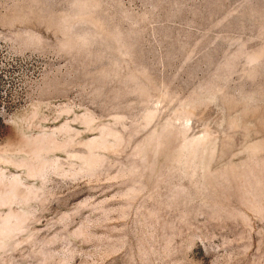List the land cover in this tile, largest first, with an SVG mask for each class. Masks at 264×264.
I'll return each instance as SVG.
<instances>
[{
  "label": "rangeland",
  "instance_id": "obj_1",
  "mask_svg": "<svg viewBox=\"0 0 264 264\" xmlns=\"http://www.w3.org/2000/svg\"><path fill=\"white\" fill-rule=\"evenodd\" d=\"M0 264H264V0H0Z\"/></svg>",
  "mask_w": 264,
  "mask_h": 264
}]
</instances>
